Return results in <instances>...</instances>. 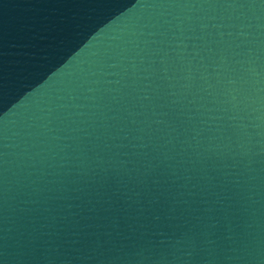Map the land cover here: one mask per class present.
Listing matches in <instances>:
<instances>
[{"label":"water","instance_id":"obj_1","mask_svg":"<svg viewBox=\"0 0 264 264\" xmlns=\"http://www.w3.org/2000/svg\"><path fill=\"white\" fill-rule=\"evenodd\" d=\"M0 264H264V0H0Z\"/></svg>","mask_w":264,"mask_h":264}]
</instances>
